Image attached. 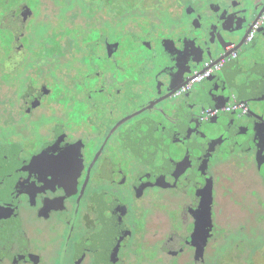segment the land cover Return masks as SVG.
Here are the masks:
<instances>
[{"label": "flooded vegetation", "instance_id": "1", "mask_svg": "<svg viewBox=\"0 0 264 264\" xmlns=\"http://www.w3.org/2000/svg\"><path fill=\"white\" fill-rule=\"evenodd\" d=\"M48 1L37 87L0 112V264H227L258 249L247 225L264 248V0ZM26 2L0 15L4 78L25 73Z\"/></svg>", "mask_w": 264, "mask_h": 264}, {"label": "rangeland", "instance_id": "2", "mask_svg": "<svg viewBox=\"0 0 264 264\" xmlns=\"http://www.w3.org/2000/svg\"><path fill=\"white\" fill-rule=\"evenodd\" d=\"M1 1L2 0H0V2ZM11 1L13 2L14 0H9V1L7 0L6 2L4 1L5 2V4H3L4 8L0 7V15H3L8 10V7H9ZM144 1L148 2L147 0H139V3L140 2L143 3ZM26 3H27L28 6H32V3L29 0H27ZM37 3H38V0H37ZM42 3H43L42 4L43 9H44L43 13H46V15H49V17H50V15H52L53 14V11H54V7H53L54 4L51 1H48V0H46V1L42 2ZM197 3H199V2L197 1ZM169 4L171 6H174V3H172V2H169ZM206 4H207V2H205L203 0V5H206ZM153 5L156 6L155 3H153L151 6H153ZM162 6H164V4H162ZM178 6H179V4H178ZM184 8H185V10H184ZM186 9H188V7H184L183 5H180V10H181L180 11V14H184V12L186 13ZM205 9L206 8H203V11ZM137 12H143V11H137ZM24 13H25L24 16H25L26 21H27L26 22V25L24 27V29H25L24 30V35H26L25 38H24V40H28L30 42L31 39H33L35 41V39L37 37L35 34H37L38 36H41V37L47 34V32L49 31L50 27H47L46 28L42 24H40L38 26L37 25V16L36 15L34 17L32 16V12L29 9V7H26L25 8ZM29 16H30V18H29ZM150 16H152V21L153 22H157V23H159V25H161V26H163L165 28H167L168 26L171 25L172 19L173 20L175 19L173 16H171V14H169V12H166L165 9H163V11H161L160 13H158V12L156 13L155 11H153ZM125 21H127V19H125ZM147 21H149V20H147ZM152 21L151 22H147L148 24H146V25L145 24L142 25V27L144 29L143 33L146 34V33H150V32H156L157 35H161V32H160L161 29L160 28H153L154 25L153 26L151 25ZM127 22H129V21H127ZM175 22H177V21H175ZM125 26H129V24H127ZM113 30H114V32L115 31L116 32H122L121 28H119V27H116ZM3 31H6V30H3ZM151 35L154 36V37L156 36V35H153V34H151ZM115 37H116V35H115ZM5 39L6 38H5L4 34L3 33H0V47L1 48L2 47H5L6 51H8V48L9 49L11 48L10 47L11 46V43H5ZM125 46H126V44H125ZM27 60L28 59L26 58L25 59V61H26V65H25L26 68H28L29 65H30V62L27 61ZM18 61H19L18 57L16 55H12L10 57L9 61H7V63H8V66L13 70V66L15 64H17ZM257 61H259V62H262L263 61L264 62V59L263 58H259V59H257ZM23 64H24V62L21 65H23ZM201 68H203V64L201 65ZM36 70L37 69L32 68L30 74L28 72H26V71H25V73L24 72H19L18 73V76H15V78L13 76H11V77H5V79L7 81L9 79H14L15 82L17 83L18 77H19V74H20L22 76V78H21L22 79V83L25 84L24 85L25 86V89L24 90L28 91V90H30V87L31 86H33L35 88L37 87V72H35ZM60 81H62V79H59V77L55 76V80L52 82V85H50V84L47 85L48 88L51 90V93L54 92L53 91L54 84L60 83ZM28 85H31V86H28ZM10 87L11 86H9V88L6 90L7 91L6 93H10V91H11V88ZM17 93H18V91H17ZM13 96L14 95H9L8 94L6 97H13ZM14 111H17V110L15 109ZM7 136L8 135H6L4 137H7ZM243 208L244 209L247 208V203H245L243 205ZM246 228H247V230H243V236H244L245 240H248L251 243H254L258 247V249L253 248L251 250L252 251V253H251V251L249 250V248L245 247L246 245H248L246 242H245L244 245H241V244L240 245L239 244L237 245V242H236L234 245H235L236 248H239V251L237 253H235L233 256H228L226 254H223V256H222V259L227 264H230V262H231V264H234L232 262L233 259H231V257L232 258H238V257H240L242 259V257L245 254H246V258L245 259L243 258V261L244 262L242 264H264V248L262 247V245H261L262 248L257 245V242L255 240L254 229L250 225H247ZM258 229L261 230V231H264V225L263 226H260L259 225L258 226ZM256 235L258 236V234H256ZM258 241L260 242L259 238H258ZM263 246H264V243H263ZM235 247L232 248V252L233 253H234V249H236ZM217 253L219 255L220 254V251L217 252Z\"/></svg>", "mask_w": 264, "mask_h": 264}, {"label": "trees", "instance_id": "3", "mask_svg": "<svg viewBox=\"0 0 264 264\" xmlns=\"http://www.w3.org/2000/svg\"><path fill=\"white\" fill-rule=\"evenodd\" d=\"M105 1L107 3H109L111 0H105ZM31 3H32V6H28V5L27 6L31 10L33 17L35 15L39 17V18H37V25L39 26L40 24H42L46 28L47 27L51 28L49 15H46V13H43V11L37 12V8L39 7L37 0H31ZM82 3H83V0H56V6L59 7V11L54 12V15H65L67 13V11L73 7V5H75V4L82 5ZM12 5L13 4L10 3L9 6L12 7ZM29 18H30V16H29ZM21 32H22V30H21ZM0 33L4 34V36L6 38L5 43H12L13 36H12V33L10 31H3V29H1ZM19 35L22 36L23 33H20ZM35 35L37 36V34H35ZM25 36L26 35H24V38H25ZM24 38H23V41L25 43L26 50H27V52H29L27 54L26 58L28 59L27 61L30 62V65L28 68L25 69V71L28 72L30 69L33 68V66H35L37 64V37H36L35 41L33 39H31L30 42L28 40H24ZM46 43H47V45H50L51 44L50 39H47ZM33 49H36V51H33ZM21 62L26 63V61H24V60L23 61L21 60ZM14 84H15L14 80L9 79L7 81L2 75L0 76V112H6L7 104L9 105L10 111L18 108V105L20 104L19 96L24 94V92H25V90H24L25 86L24 85L25 84L22 83V80H20L18 84H16V85H14ZM9 86H11L10 87L11 91H10V93H6L7 92L6 90L9 88ZM28 86H31V85H28ZM17 91H18V93H17ZM8 94L14 95V96L13 97H6Z\"/></svg>", "mask_w": 264, "mask_h": 264}, {"label": "built area", "instance_id": "4", "mask_svg": "<svg viewBox=\"0 0 264 264\" xmlns=\"http://www.w3.org/2000/svg\"><path fill=\"white\" fill-rule=\"evenodd\" d=\"M257 26H258V24H254L253 29L257 28ZM203 69L204 70L202 72H200L198 74L195 73V75L192 78V82L199 81L200 79L206 78L209 76L211 68L208 67V63L204 64ZM235 105H236L235 103L231 104L230 108L232 109L233 106H235Z\"/></svg>", "mask_w": 264, "mask_h": 264}, {"label": "bare ground", "instance_id": "5", "mask_svg": "<svg viewBox=\"0 0 264 264\" xmlns=\"http://www.w3.org/2000/svg\"><path fill=\"white\" fill-rule=\"evenodd\" d=\"M205 63H207V62H206V61H204V63H203V66H204V64H205ZM203 70H204V69L202 68L201 72H202Z\"/></svg>", "mask_w": 264, "mask_h": 264}]
</instances>
